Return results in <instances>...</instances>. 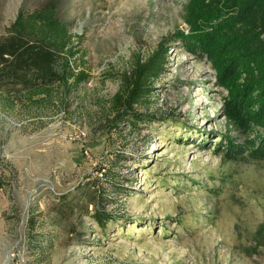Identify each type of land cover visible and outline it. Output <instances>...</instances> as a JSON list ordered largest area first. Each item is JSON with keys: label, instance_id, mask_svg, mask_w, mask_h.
I'll use <instances>...</instances> for the list:
<instances>
[{"label": "rangeland", "instance_id": "rangeland-1", "mask_svg": "<svg viewBox=\"0 0 264 264\" xmlns=\"http://www.w3.org/2000/svg\"><path fill=\"white\" fill-rule=\"evenodd\" d=\"M189 1L0 0V75L13 72L0 88V264H264V158L220 149L260 134L235 128L211 63L185 47ZM47 4L90 76L67 102L59 55L8 31ZM161 40L165 70L134 129L108 100Z\"/></svg>", "mask_w": 264, "mask_h": 264}, {"label": "trees", "instance_id": "trees-1", "mask_svg": "<svg viewBox=\"0 0 264 264\" xmlns=\"http://www.w3.org/2000/svg\"><path fill=\"white\" fill-rule=\"evenodd\" d=\"M187 14L190 31L184 35L183 43L190 52L211 63L216 83L227 92L224 114L240 132L260 134L247 137L243 144L228 140L220 149L229 158L245 152L252 158H264V0H190ZM8 31L28 46L59 55L53 79L64 102L89 80L88 71L77 64L82 59L80 54L75 56L80 52L78 42L72 39L51 4L30 12L19 10ZM13 43L14 40L9 42L10 47ZM168 49L166 41L161 40L143 61L119 79L116 92L108 100L110 110L134 129L147 126L149 117L138 108L151 103L155 81L165 70ZM39 50L36 51L43 54ZM0 51L3 55L11 50L4 46ZM12 74L9 70L0 75V88ZM48 89L46 84H38L34 93H46ZM93 217L102 227L110 218L100 209ZM28 221L32 227L34 218Z\"/></svg>", "mask_w": 264, "mask_h": 264}]
</instances>
